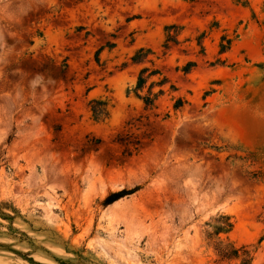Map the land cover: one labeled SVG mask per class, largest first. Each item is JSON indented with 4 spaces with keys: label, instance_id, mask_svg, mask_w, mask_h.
Masks as SVG:
<instances>
[{
    "label": "rangeland",
    "instance_id": "374dc122",
    "mask_svg": "<svg viewBox=\"0 0 264 264\" xmlns=\"http://www.w3.org/2000/svg\"><path fill=\"white\" fill-rule=\"evenodd\" d=\"M0 203V264H264V0H0Z\"/></svg>",
    "mask_w": 264,
    "mask_h": 264
},
{
    "label": "trees",
    "instance_id": "16d2710c",
    "mask_svg": "<svg viewBox=\"0 0 264 264\" xmlns=\"http://www.w3.org/2000/svg\"><path fill=\"white\" fill-rule=\"evenodd\" d=\"M192 1V0H188ZM236 2H241V0H235ZM177 26L175 24H169L165 27V38L162 43V46L164 47L165 51L170 48L171 43L177 42V35L178 32L175 30ZM230 39L226 38L225 35L221 36V41L219 43L220 51H224L226 48L230 45ZM150 53L149 48L140 47L137 50H135L134 54L131 56V59L133 63L142 62L147 55ZM153 76H157V79L151 80L149 84V88L147 90V93L144 96H141L139 91H141L146 82ZM167 82V77L163 75L160 70L158 69H149L147 66H143L139 69L137 79L135 82V85L133 87L134 94L140 98L145 107H151L154 106L155 100L158 98L159 95L163 94L164 92V85ZM158 86V90L153 92L152 88L153 86ZM172 89L175 87L171 84L170 86ZM183 104L182 98H177L175 103L173 104L174 109L180 107ZM90 107L92 111V115L96 118H99V115L106 114V103L100 100L92 99L90 101ZM101 140L99 138L92 139V142L99 143ZM117 142L123 146V152L126 153V155H131L132 151L131 147L133 149H137L138 146L135 144V142L127 141L125 139L118 138ZM136 188L132 190H126L121 189L116 192H110L105 200V204H110L119 198L130 194L132 191H134ZM6 203H0V216H3L4 218H12L10 214L3 211V207H5ZM232 228V222L229 220V217L226 215H220L218 219H216V224L214 226V230L210 234L218 235L220 232H228ZM215 251L220 259L222 260H232V259H240V262L238 264H251L252 260V254L251 252L245 247H234L232 243H222V241H219V244L217 247H215Z\"/></svg>",
    "mask_w": 264,
    "mask_h": 264
}]
</instances>
